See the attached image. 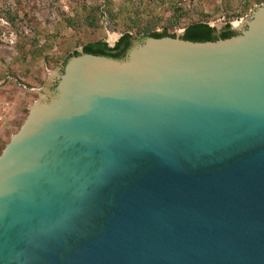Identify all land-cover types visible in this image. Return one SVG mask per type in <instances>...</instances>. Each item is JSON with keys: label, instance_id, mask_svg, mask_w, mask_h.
<instances>
[{"label": "water", "instance_id": "water-1", "mask_svg": "<svg viewBox=\"0 0 264 264\" xmlns=\"http://www.w3.org/2000/svg\"><path fill=\"white\" fill-rule=\"evenodd\" d=\"M230 24L49 72L0 154V264H264V3Z\"/></svg>", "mask_w": 264, "mask_h": 264}, {"label": "rangeland", "instance_id": "rangeland-1", "mask_svg": "<svg viewBox=\"0 0 264 264\" xmlns=\"http://www.w3.org/2000/svg\"><path fill=\"white\" fill-rule=\"evenodd\" d=\"M254 0H191L193 6L185 7V15L169 33H176L188 24L202 19L206 14L209 23L222 19L226 22H241L249 11L245 2ZM0 0V100L9 102L6 115L0 122V154L10 137L16 133L28 115L29 108L39 99L37 90L46 82L49 72L76 47L81 44L102 38L104 41L110 33L122 35L124 31L134 35L132 30L118 28L109 30L104 25L95 36L93 33L78 32L62 26V21L71 18L74 11L89 4H104L115 13L116 20L123 18L122 26L127 19L134 18L133 9L148 18L155 13L159 18L153 29L162 30L172 13L176 0ZM178 2V1H177ZM180 2V1H179ZM187 4V3H186ZM152 16V15H151ZM105 23V22H104ZM112 23V22H111ZM121 26V24H119ZM37 39L35 43L33 40ZM32 42V43H31ZM38 49L33 56L28 52L30 45ZM22 50H19V49ZM46 54L41 55V51Z\"/></svg>", "mask_w": 264, "mask_h": 264}, {"label": "trees", "instance_id": "trees-1", "mask_svg": "<svg viewBox=\"0 0 264 264\" xmlns=\"http://www.w3.org/2000/svg\"><path fill=\"white\" fill-rule=\"evenodd\" d=\"M159 1H161L160 3H163L164 0ZM254 1L255 3L252 1H247V3L245 2V10L247 9V11H249L254 5H260L264 3V0ZM181 2L182 0H176L172 9V13L167 20V26H164L161 32L155 31L153 29V27L158 24V21H160L158 20L159 18H155V13L148 15L149 17L145 19L143 15L148 14V11L144 10V14L141 15V13L137 11L138 7H136L132 12L135 17L127 19V21L124 22L126 26H122L123 18L116 20L115 13H113V10H111L109 6H106V3L81 6L80 9L74 11V14L71 18H67L62 21V26L77 30L78 32H87L88 34L93 33L92 36H96L100 32L102 24H105L104 30L106 33H108L106 31V26H108L109 30L111 31H116L119 27L122 29L126 28L127 30H132L136 37L129 34V32L124 31L113 46H109V44L102 38H96L83 44H81L79 41L76 42V47L81 46L83 53L121 60L125 58L127 52L136 42H141L147 37H175L176 34L169 33L168 29L178 26L180 20L185 15L186 8L179 6ZM188 4V8L193 6L191 0L188 1ZM209 17V15L204 14L202 15V19L188 24L184 28L183 33L179 36L180 39L192 42H207L227 39L237 35V33L231 29V24L229 22H226L221 29L217 30L207 21ZM119 24H121V26ZM33 41L35 43L38 42L37 39H34ZM44 50L45 49L40 50L41 55L46 54V51ZM37 51L38 49L34 48V44H31L28 52L35 56ZM76 55H78L77 50H73L71 53L67 54V56H65L62 60V65L64 66L70 57Z\"/></svg>", "mask_w": 264, "mask_h": 264}, {"label": "built area", "instance_id": "built-area-1", "mask_svg": "<svg viewBox=\"0 0 264 264\" xmlns=\"http://www.w3.org/2000/svg\"><path fill=\"white\" fill-rule=\"evenodd\" d=\"M188 1L189 0H182V2L179 4V6H182V7H186L187 6V7H189ZM8 106H9V102L0 100V122L5 117L6 110H7Z\"/></svg>", "mask_w": 264, "mask_h": 264}, {"label": "flooded vegetation", "instance_id": "flooded-vegetation-1", "mask_svg": "<svg viewBox=\"0 0 264 264\" xmlns=\"http://www.w3.org/2000/svg\"><path fill=\"white\" fill-rule=\"evenodd\" d=\"M53 89H54V88L52 87V88H51V91H53Z\"/></svg>", "mask_w": 264, "mask_h": 264}]
</instances>
